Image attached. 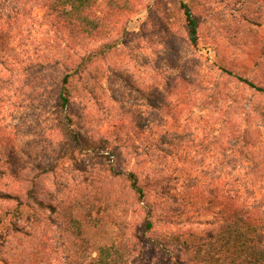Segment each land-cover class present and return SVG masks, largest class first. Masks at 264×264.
<instances>
[{"label":"rangeland","instance_id":"374dc122","mask_svg":"<svg viewBox=\"0 0 264 264\" xmlns=\"http://www.w3.org/2000/svg\"><path fill=\"white\" fill-rule=\"evenodd\" d=\"M130 3L123 12L116 10L104 38L80 46L53 31L38 11L33 14L36 20L31 18L27 25L17 28L10 46L23 53V61L43 62L47 67L30 73L24 70V64L14 72L5 71L0 65V79L12 84L2 92L6 97L0 105L3 107L0 146H7L11 156L6 157L20 165L25 175L55 167L42 180L48 194L58 201H66L72 191L71 195L80 196L83 187L94 180L99 189L108 187L113 182L110 177L118 173L135 172L143 184L150 186L160 180L165 194L151 192L149 205L155 218L167 217L170 222L159 220L155 225L159 240L144 231V226L136 228L138 250L131 264H180L185 258L180 255L181 249H163L164 244L157 242L162 243V238L172 232L210 228L196 224V220L209 219L196 216V158L202 157L199 142L196 147V131L201 139L215 129L217 135L226 125L221 121L231 119L240 129L259 126L264 145V121L251 108L257 103L264 107V97L238 81L241 77L264 87V24L252 23L256 17L264 22L261 12L264 6L262 0H130ZM184 3L192 8L199 26L197 46L190 41ZM102 47H109L110 53L96 59L100 77L91 82L88 91L79 89L74 94L67 111L75 121L76 131L92 145L81 154L76 166H70L62 158L65 146L53 108L56 91L66 74L63 53L82 57ZM47 54L59 63H48ZM187 70L189 82L195 86L181 90L180 81ZM74 82L80 84L79 79ZM167 86L176 87L169 94ZM202 88L208 90L200 92ZM165 95L169 108L157 114L150 101L157 98L161 101ZM210 95L220 98L221 103L211 104L208 110L199 109L196 105ZM174 115H179L178 124ZM168 129L194 135L180 142L176 156H168L162 149L152 152L150 157L139 156L137 149L148 151L152 145L155 147ZM226 145L233 146V142ZM212 149L205 163L215 165L220 163V156ZM247 173L248 164H244L235 177L245 182ZM27 188L28 184L13 178H0L1 193L23 197ZM15 206L14 202L0 198V264H22L25 249L21 237L32 226L31 222H20L22 232L16 234L11 227ZM145 212L147 208L142 210V218ZM47 218H42L37 226L49 233L48 255L43 264H68L64 232ZM135 222L140 223L138 218Z\"/></svg>","mask_w":264,"mask_h":264},{"label":"trees","instance_id":"16d2710c","mask_svg":"<svg viewBox=\"0 0 264 264\" xmlns=\"http://www.w3.org/2000/svg\"><path fill=\"white\" fill-rule=\"evenodd\" d=\"M262 2L264 6V0ZM130 4V0H0V65L5 71L14 72L19 65L24 64L23 69L30 73L47 67V63L23 61V53L10 46L17 28L27 25L31 18L36 20L34 12L42 13V19L53 31L64 34L69 41L80 46L86 41L104 38L106 30L112 25L113 21L110 20L117 13L116 10L119 8L123 12ZM182 9L187 18L190 41L197 46L199 26L193 10L185 3L182 4ZM252 23L255 26L264 24L257 17L252 19ZM108 49L110 50L109 47H102L82 57L76 53H63L66 74L56 91L53 108L57 113L65 146L62 158L65 162H70V166H76L82 158L81 154L92 148V145L76 131L75 121L67 111L74 94L79 89L88 91L91 82L100 77L101 70L96 59L110 53ZM45 60L52 65L59 63L58 59H52L48 54L45 55ZM188 72L187 70L180 81L181 90L195 86L189 82ZM196 73L199 75V71ZM75 79H79L80 84L74 85ZM238 81L264 97V87L241 77ZM7 86H12L9 80L0 79V105L5 103L6 95L2 92L9 89ZM175 87L167 86L168 93H172ZM207 90L202 88L200 92ZM214 95L208 96L207 100H202L196 106L208 110L211 104H220L222 100ZM166 99L167 95L161 101L158 98L150 101V107L157 114L168 110ZM251 108L264 121V107L257 103L251 105ZM178 116H173L176 124L179 123ZM221 123L226 125L219 129L220 133L217 135H214L218 132L215 129L201 139L200 133L196 131V147L199 142L202 148V157L196 158V216H209L204 222L196 220V224L199 222V225L205 224L210 228L196 229V232H172L162 238V243H157L164 244L163 249H181L180 255L185 258L180 264H264L263 131L259 126L252 125L240 129L237 122L231 119ZM193 135L168 129L162 134L161 143L155 147L152 145L148 151L137 149V152L140 157H150L152 152L162 149L168 156H176L181 149L180 142L189 140ZM226 142H233V146L227 147ZM6 147L0 146V178L10 177L28 184L23 197L0 192L1 199L16 204L11 221L16 234L22 232L20 222L32 223L30 231L21 237L25 249L22 264H43L47 260L49 233L37 227L45 217L64 232L69 250L68 264H131L138 250L136 228L144 226V231L154 234L156 240H159L155 225L159 220L170 222L167 217L155 218V211L149 205L151 192L165 194L164 186L160 187V180L153 181L150 186L143 184L135 172L118 173L110 177V182L113 181L114 185L109 184L108 187L99 189L94 180L83 187L80 196L71 195L74 193L72 191L66 201H58L48 194L42 180L43 176L52 174L55 167L48 168L46 172L25 175L20 165L6 157L11 156ZM211 148H214L213 152H218L220 163H205ZM244 164H248V173L245 174V182H240L239 177H235V172ZM229 176L232 178L226 180ZM145 208L147 212L142 218V210ZM135 218L140 223L135 222ZM1 244L0 239V246Z\"/></svg>","mask_w":264,"mask_h":264}]
</instances>
